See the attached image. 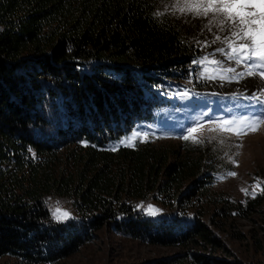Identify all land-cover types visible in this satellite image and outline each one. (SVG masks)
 Here are the masks:
<instances>
[{"label": "trees", "instance_id": "obj_1", "mask_svg": "<svg viewBox=\"0 0 264 264\" xmlns=\"http://www.w3.org/2000/svg\"><path fill=\"white\" fill-rule=\"evenodd\" d=\"M156 5L0 0V256L59 264L106 224L181 248L133 264H244L215 254L222 243L195 208L155 216L137 208L147 196L171 206L203 196L224 215L259 203L210 194L215 160L198 140L111 146L161 104L154 86L183 77L194 58L184 25ZM217 83L243 84L196 86ZM50 198L75 216L53 219Z\"/></svg>", "mask_w": 264, "mask_h": 264}, {"label": "rangeland", "instance_id": "obj_2", "mask_svg": "<svg viewBox=\"0 0 264 264\" xmlns=\"http://www.w3.org/2000/svg\"><path fill=\"white\" fill-rule=\"evenodd\" d=\"M156 6L158 11L175 16L184 25L188 40L196 47L194 58L188 62L183 77L166 78L164 83L154 86L161 104L153 108L149 119L136 122L111 146L121 145L120 140L130 136L133 130L148 132L150 135L134 139L130 144L145 139L154 143L175 144L186 134V129L202 122V126L190 134V138L198 140L215 160L210 194L215 196L221 193L228 200L237 201L240 206L248 198L260 196L259 203L241 212L230 210L225 215L216 212L217 205L203 196L172 206L147 196L138 205L143 206L141 209L146 214H149L147 205H154L160 210L157 215H169L179 207L191 214L195 208L199 219L212 229L222 243L221 249H215V254L237 257L244 264H264V122L254 126L257 130H248L247 134L239 136L225 131L223 124L224 120L234 119L237 125L243 124L242 118L254 112L252 105L255 101L249 97L253 94L264 95V78L259 75L245 76L239 80L243 84L236 87L218 83L211 88L197 87L198 82L229 81L221 79L219 72L216 73V79L209 78L216 68L210 62L193 63L205 56L210 61L223 59L222 53H216L215 56L210 54L217 48L227 47L222 41L231 35L227 31L228 21L224 19L222 24V18L213 13L204 17L194 11L182 12L180 9L188 6L182 0H157ZM222 67H234L237 72L245 71L242 66L226 60ZM185 92L189 94L182 95ZM230 172L236 175H228ZM49 202L52 217L55 208L67 210L71 217L75 216L68 202L53 198ZM180 249L176 245L149 244L120 234L103 224L76 251L61 258L59 264H133L165 257ZM0 264H15V261L5 254L0 256Z\"/></svg>", "mask_w": 264, "mask_h": 264}, {"label": "snow or ice", "instance_id": "obj_3", "mask_svg": "<svg viewBox=\"0 0 264 264\" xmlns=\"http://www.w3.org/2000/svg\"><path fill=\"white\" fill-rule=\"evenodd\" d=\"M186 8L180 11H194L199 16L207 17L209 13H213L228 21L227 31L231 33L226 36L222 43L227 47L217 48L211 56L216 53H222L223 59L209 60L208 56L202 57L201 60L193 63H211L216 66L213 74L209 77L216 79V73L219 72L221 79L237 80L245 78V76L259 75L264 78V0H182ZM219 39V37H217ZM207 46V45H206ZM231 62L242 66L245 71L237 72L234 67H222L224 61ZM231 74V75H225ZM185 92L182 95H188ZM251 101H255L252 105L254 112L243 117V124L237 125V120H224V130L236 136L247 134L248 130H257L256 127L264 122V95L253 94L249 97ZM239 119V118H238ZM202 126V122H197L196 126L186 129V134L182 135L184 140L190 138V134L195 133L198 127ZM148 132H140L133 130L130 136H126L120 140V144L130 146V142L141 137H149ZM119 145H117L118 147ZM111 150H116L113 148ZM228 175L235 176V172ZM242 191H244L242 189ZM264 191V190H262ZM143 207L137 205V208ZM147 210L150 215H157L159 209L154 205L148 204ZM53 218L58 222H64L71 219V214L64 209H53Z\"/></svg>", "mask_w": 264, "mask_h": 264}]
</instances>
